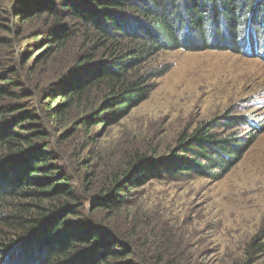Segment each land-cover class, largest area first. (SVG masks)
I'll use <instances>...</instances> for the list:
<instances>
[{"label":"rangeland","instance_id":"rangeland-1","mask_svg":"<svg viewBox=\"0 0 264 264\" xmlns=\"http://www.w3.org/2000/svg\"><path fill=\"white\" fill-rule=\"evenodd\" d=\"M17 1L0 0V75L13 68L8 81L28 89V98L14 104L19 114L35 113L44 126L57 164L77 191V212L115 234L142 264H264V59L248 54V48L161 52L153 63L168 72L124 117L100 109L106 92L97 86L54 120L49 107L71 101L56 97L53 103L49 93L60 94L73 70L79 73L82 67L74 69V58L89 44L76 34L48 56L50 51L29 39L50 25L43 19L27 25L14 20ZM228 116L251 119L262 134L221 180L176 178L160 169L179 153L181 137L205 122L216 120L213 132L220 134L248 130L223 129ZM143 159L148 162L141 166L156 169L150 170L153 178L134 189L118 213L96 210L114 180L131 169L134 175ZM68 219L75 223L74 217Z\"/></svg>","mask_w":264,"mask_h":264},{"label":"trees","instance_id":"trees-1","mask_svg":"<svg viewBox=\"0 0 264 264\" xmlns=\"http://www.w3.org/2000/svg\"><path fill=\"white\" fill-rule=\"evenodd\" d=\"M12 16L23 25L42 19L50 25L29 39L50 51L48 56L76 34L89 44L74 58V69L82 67L79 73L71 72L60 94L49 93L53 103L56 97L71 101L49 107L54 120L97 86L106 92L100 109L124 117L148 99L154 81L168 72L153 63L161 52L232 47L237 53L246 48L249 54L264 53V0H18ZM11 71L5 68L0 75V264H142L115 234L104 233L106 227L73 207L77 191L57 164L44 126L35 113H18L21 108L14 102L27 99L29 91L8 81ZM224 119L223 129L248 130L220 134L213 132L219 127L216 120L205 122L181 137V154L160 169L176 178L221 180L262 134L261 126L246 117ZM144 162L133 165L134 175L131 169L115 179L95 209H124L129 194L153 178L154 166H141Z\"/></svg>","mask_w":264,"mask_h":264}]
</instances>
